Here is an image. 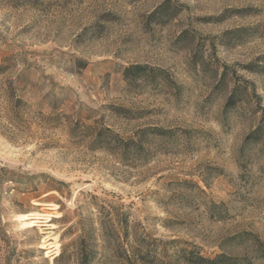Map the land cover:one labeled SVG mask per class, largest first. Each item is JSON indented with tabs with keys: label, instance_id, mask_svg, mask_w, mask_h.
Instances as JSON below:
<instances>
[{
	"label": "rangeland",
	"instance_id": "rangeland-1",
	"mask_svg": "<svg viewBox=\"0 0 264 264\" xmlns=\"http://www.w3.org/2000/svg\"><path fill=\"white\" fill-rule=\"evenodd\" d=\"M92 224L93 264H264V0H0V264Z\"/></svg>",
	"mask_w": 264,
	"mask_h": 264
},
{
	"label": "trees",
	"instance_id": "trees-1",
	"mask_svg": "<svg viewBox=\"0 0 264 264\" xmlns=\"http://www.w3.org/2000/svg\"><path fill=\"white\" fill-rule=\"evenodd\" d=\"M145 67L140 65L130 66L126 68V73L128 74L130 71H133L134 69L140 70L144 69ZM241 100L240 96H238V86H235L231 93L228 96V100L226 103L227 108H232ZM262 125H259L255 130H253L250 134L247 136V141H250L253 139V141H258L261 136L260 132L262 131ZM151 129H143L139 130L134 137L129 138H123L119 134L113 132L109 128H105L104 130H101L96 137V141L103 140V146L105 147H114L117 150H121L123 153H127L130 150H136L142 148V139L145 137V133L150 131ZM154 131H157L159 133H162L163 130L160 128H154ZM122 223L124 220H121ZM101 226L103 229V234L106 230V222L101 221ZM126 223V222H125ZM83 232L80 235L79 238V262L80 264H93L97 259V250L95 246V242L93 240V224L90 225L89 229L83 228ZM142 255V254H138ZM135 260V257L133 255H126L125 261L128 264H133V261ZM232 257L226 255L224 252L218 253L214 257H205L201 254H196L195 257L191 258L189 257L188 262L196 264H236L235 262L231 263Z\"/></svg>",
	"mask_w": 264,
	"mask_h": 264
},
{
	"label": "bare ground",
	"instance_id": "bare-ground-1",
	"mask_svg": "<svg viewBox=\"0 0 264 264\" xmlns=\"http://www.w3.org/2000/svg\"><path fill=\"white\" fill-rule=\"evenodd\" d=\"M43 214L39 213V212H32V213H29V214H20L18 216L23 221L24 228L25 227L26 228H31V227L36 226L38 224L37 223L39 221L38 218H42ZM44 221L45 222L42 223V225L49 226V228H54L55 227V225L52 224V222L50 223V218L49 217H46V220H44ZM51 239H52L51 236H49V235L45 236L43 238L42 243H41V247L46 249V251H47L46 255L47 256H50V257L54 258V257H57V255H59V244L57 242H54L56 239L54 241H51Z\"/></svg>",
	"mask_w": 264,
	"mask_h": 264
}]
</instances>
